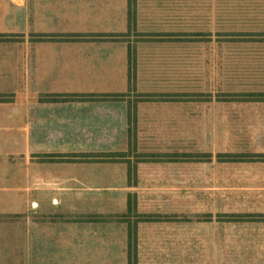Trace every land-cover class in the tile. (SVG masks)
<instances>
[{"label":"crops","instance_id":"0c3cea01","mask_svg":"<svg viewBox=\"0 0 264 264\" xmlns=\"http://www.w3.org/2000/svg\"><path fill=\"white\" fill-rule=\"evenodd\" d=\"M226 1L131 0L130 24V0H0V120L15 123L16 131L18 123L24 133L11 138L22 136L27 147L22 171L0 187V203L15 218L26 217L38 238L41 231L67 235L64 249L74 252L58 254L64 261L118 257L115 264H129L133 214L161 217L138 222L131 251L137 264L261 256L264 159L201 147H245L253 137L261 143L251 145L264 147V100L251 97L264 89L162 91L144 84H209L216 66L235 64L261 67L250 77L264 81V24L244 14L233 22ZM114 93L125 98L50 100ZM130 105L137 117L133 142ZM210 132L220 140L211 141ZM174 147L190 155L171 159ZM114 152L125 155L116 161L83 155ZM32 210L44 212L29 216ZM45 224L55 229L45 231ZM32 238V255L23 257L36 264L43 257L33 255ZM232 243L233 257L224 254Z\"/></svg>","mask_w":264,"mask_h":264},{"label":"rangeland","instance_id":"374dc122","mask_svg":"<svg viewBox=\"0 0 264 264\" xmlns=\"http://www.w3.org/2000/svg\"><path fill=\"white\" fill-rule=\"evenodd\" d=\"M226 8H228L229 14L228 18L234 20L233 22H238L240 20V15L244 14L248 19H257L258 22L264 24V0H227L225 3ZM247 7L248 10L245 9ZM245 10V11H244ZM236 20V21H235ZM232 24V23H231ZM216 80L213 83L205 84V83H190V82H168V83H161V82H146L144 83L147 88L151 90L159 89L162 91H189L191 88L193 90L204 91L207 89H214L215 91H225V92H239V91H252L258 89H264V81H256L254 76L262 72L261 67L257 66H237V64L232 66H216ZM136 86V85H135ZM142 94H135L136 100L137 98L140 99ZM141 98L146 99L145 96ZM5 121V120H4ZM17 124V131L15 123H10L9 121L3 122L0 120V187L4 186L8 180H13L15 175V171H22V166L19 160L20 154L25 153L27 147L22 142V136L15 137L12 139L11 136L14 133H24L21 130H18L19 125ZM213 129H218V123L215 124ZM258 131V130H257ZM256 131V132H257ZM171 133V131H169ZM212 139L211 141L220 140V136L213 135L210 132ZM135 138V137H134ZM260 138V137H259ZM147 139V138H146ZM149 141V140H147ZM259 142L261 143L258 138L253 137V141L250 140V146L240 147H228L222 145H217V147H201L202 150L213 152L216 150L217 152H227V148H230L232 153L237 154H249L251 151L250 149H264V147L260 146L259 144L254 146L251 145L252 143ZM256 143V144H257ZM158 146V145H152ZM146 148V147H145ZM149 148V147H148ZM147 149V148H146ZM165 150V149H164ZM172 157L171 159H186V152H180L178 148L174 147L171 150ZM133 152H136V145L133 148ZM132 153V151H131ZM160 153V152H159ZM181 153V154H179ZM137 154V153H136ZM164 154V153H162ZM138 156V155H137ZM1 200V194H0ZM4 203H0V264H34L31 263L30 258H24L23 256L32 255L31 250V243L30 239L31 236L33 237L32 240L35 243L32 247L33 255L35 257H43L37 258L38 261L36 264H78V263H70L72 258L67 257V261H64L65 258L61 257L62 255L70 256L73 255V250L69 249L67 252L64 249V244L68 241V236L64 238L63 236H52L50 232L41 231L39 238L38 232L32 233L29 229L31 226L26 221V217H20L22 219L15 218L17 216L7 212V209H4ZM9 206V204H8ZM34 214H43L44 211H30L29 216ZM61 211H51L52 214L59 213ZM133 217V216H132ZM129 235L133 229L138 228L139 224L137 221L135 222V218L129 217ZM46 229L52 228L48 224L43 225ZM35 228H37L35 226ZM55 228H52L54 230ZM29 230V231H28ZM229 236V235H228ZM227 236V237H228ZM73 237L79 238V235H73ZM237 237H234V239ZM53 241L52 244L50 242ZM42 243L44 246V250L39 249V244ZM80 243V242H79ZM22 245V249L18 247V245ZM81 244V243H80ZM74 245V244H73ZM89 245V242H88ZM128 245V241H127ZM122 246V244L120 245ZM231 251H225L224 254L230 255L233 257L234 250L237 249V243H232ZM135 247V243L133 248ZM43 248V247H42ZM18 249L20 250L18 252ZM25 251V252H24ZM233 251V252H232ZM121 252V251H120ZM217 252V251H216ZM61 255V256H58ZM255 254V252H254ZM260 257H251V258H240L233 257V258H223V259H203V261L199 262V264H264V244L263 249L261 251H257L256 253ZM51 255H55L59 257L57 259H50L48 258ZM118 257L106 258V259H92L86 258V264H115L116 259ZM85 259V260H86ZM126 260V259H125ZM126 262V261H125ZM128 262V261H127ZM117 264H120L118 262ZM125 264V263H124Z\"/></svg>","mask_w":264,"mask_h":264},{"label":"trees","instance_id":"16d2710c","mask_svg":"<svg viewBox=\"0 0 264 264\" xmlns=\"http://www.w3.org/2000/svg\"><path fill=\"white\" fill-rule=\"evenodd\" d=\"M129 22L130 24H132L133 22V10H132V2L130 0V4H129ZM120 36L119 38H122L123 35H95V37H98L99 39H106V38H110V37H117ZM39 38L42 39H47V40H54V39H59V37H57L56 35H39ZM130 68L131 64H130ZM253 100H264V93H252L251 95ZM125 98V94H121V93H114V94H91V95H82L81 97L79 96H75V95H66V96H52L50 98V100L56 101V100H121ZM232 99H237L238 96H231ZM136 121H137V117H136V106L135 105H130V111H129V136H130V142H133L134 137L136 135V131H137V125H136ZM84 156L87 157H92V159H96V160H104V161H116L118 159H121V157L123 155H125L124 152H117V153H93V154H83ZM148 157H146L147 159L144 160H158V156L157 155H147ZM154 159H150L153 158ZM248 156H252L253 159L256 160H263L264 159V155L261 154H253V155H242V156H236L235 158H241V157H248ZM242 159V158H241ZM134 212L133 207L130 205L129 207V211L128 214H131ZM132 216L135 217V222L137 221L140 222L142 220H146V221H153V220H158L161 217L160 216H153V215H138V214H133ZM233 218H238L241 216H236V215H232ZM255 217V216H254ZM258 218H263V216H257ZM256 218V217H255ZM137 230L136 228L133 229V231L131 232L130 235V256H129V264H137V259L135 257H133V253H131V251H133V245L135 243V247L137 245Z\"/></svg>","mask_w":264,"mask_h":264}]
</instances>
